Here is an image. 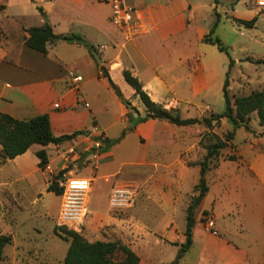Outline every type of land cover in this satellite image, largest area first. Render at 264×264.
I'll list each match as a JSON object with an SVG mask.
<instances>
[{"label":"crops","instance_id":"1","mask_svg":"<svg viewBox=\"0 0 264 264\" xmlns=\"http://www.w3.org/2000/svg\"><path fill=\"white\" fill-rule=\"evenodd\" d=\"M148 1L149 5L146 0H130L147 30L126 40L108 22L110 13L104 17L97 13L101 3L0 0V113L20 121L48 114L55 137L74 136L59 145H34L15 159L6 158L0 144V205L10 218H16V211L31 214L39 210V226L32 225L31 232L25 229L38 219H0V223L8 225L4 231L12 236L15 246L18 241L35 246L36 255L45 264L64 262L70 242L61 246L59 240L63 239L55 232L62 199L49 190L48 174L36 154L46 150L49 162L61 168L67 151L73 149L80 155L89 151L92 140L84 132L96 129L95 134L105 136L109 143L97 170L84 168L78 174L92 180L93 209L79 233L86 240L122 239L127 245L128 236L141 240L144 247L154 237L159 249L169 246L174 254L195 248L194 260L185 264H264V140L250 141L251 154L240 152L242 158L234 161L236 167L223 162L208 175L209 192L195 212L193 245L182 252L186 202L194 197L201 179L196 160L203 127L176 126L161 119L134 125L133 120L144 117L147 108L126 82L124 71L130 70L140 80L153 102L187 115L189 108L200 109L204 98L209 101L207 95L212 89L222 87L223 93L229 62L217 55V46L203 42L213 28H204L199 21L205 5L196 0ZM56 2L68 9L52 15L49 12L40 24L26 23L30 6L38 9L42 3L53 7ZM221 2L214 0L210 6L215 22L220 19L219 25L225 19L236 24L234 19L250 21L257 16L248 8L247 0H234L229 11L221 9ZM46 22L57 35H81L96 51L64 41L50 45L47 54L27 47V30ZM102 67L123 99L103 76ZM126 188L140 189L136 209L112 210V191ZM57 200L60 207L55 217L53 204ZM140 207L145 211L154 208L159 214L143 219L136 214ZM129 211L133 213L122 214ZM204 212L207 215L203 217ZM211 219L217 235L205 230ZM130 248L141 264L142 253ZM151 252L150 256L162 260L161 254Z\"/></svg>","mask_w":264,"mask_h":264},{"label":"trees","instance_id":"2","mask_svg":"<svg viewBox=\"0 0 264 264\" xmlns=\"http://www.w3.org/2000/svg\"><path fill=\"white\" fill-rule=\"evenodd\" d=\"M222 0H215L219 4ZM259 17L256 16L250 21L234 19V21L245 28L252 29L258 22ZM218 18L212 30L207 34L203 42L217 46L220 52L226 53L230 58L229 72L224 84L223 93L226 103L225 111L216 114H211L209 118H188L181 116L179 110L166 109L162 105L157 104L151 100L149 95L145 92L140 80L133 75L130 70L124 71V78L126 82L135 90L136 95L140 98L142 103L147 108V114L144 117H138L133 120V124L144 122L148 119L167 120L176 126H190L201 124L208 129L214 127L213 123H220L222 119H227L234 130L227 133L223 138L217 135L214 137V142L207 147V154L204 160L199 164L201 167V179L195 190L199 192L197 196L192 197L190 204L186 210L187 226L185 231V242L181 245L182 250L187 252L193 245V230L195 226V212L200 206L201 202L209 192L206 176L207 174L219 164L221 153L224 149L233 145L236 135V129L248 127L250 115L257 113L260 122H264V90L254 92L249 96L240 97L234 101L229 96L228 84L229 73L235 61L231 59L227 48L222 44L218 37H215L216 29L219 26ZM29 37L25 39V45L42 54L48 53L50 45L58 41L68 43H77L87 47L90 52L96 51L95 47L88 44L85 39L79 34L57 35L54 33L52 26L45 23L43 26L30 27L27 30ZM3 31L0 27V40ZM250 61V59H247ZM103 76L108 79L110 86L115 90L118 96L123 99V95L118 86L112 81L109 73L102 67ZM88 133V132H84ZM74 138V136L55 137L52 128L50 117L48 114L37 116L29 121H20L14 119L10 115L0 113V144L3 147V154L6 158L15 159L16 157L26 153L32 146L40 145L46 147L50 144L59 145L67 140ZM108 142V141H107ZM109 143V142H108ZM37 157L40 159V166L44 167L49 162V156L46 150L37 152ZM88 153L82 154V157H87ZM230 161H236L237 157H229ZM49 190L56 195H61V189L56 185L49 187ZM56 234L63 240L70 242L69 249L64 259V264H140V257L127 245L120 241L97 242L91 243L86 240L81 234L70 231L64 228H56ZM9 236H0V264H3V252L5 246L10 243Z\"/></svg>","mask_w":264,"mask_h":264},{"label":"rangeland","instance_id":"3","mask_svg":"<svg viewBox=\"0 0 264 264\" xmlns=\"http://www.w3.org/2000/svg\"><path fill=\"white\" fill-rule=\"evenodd\" d=\"M213 1L214 0H196L197 3L205 5L204 12L199 17V21L202 23V26L204 28H212V26H214L216 17L214 12H210V6L212 5ZM233 1L234 0H222L221 9L229 11L232 8ZM146 2L149 5L150 2L148 0H146ZM247 4L248 8L252 11H255V13L259 17L258 22L256 23L254 28H245L244 26H240L237 23L234 24L231 20L225 19L219 25V28L215 33V37H218L221 40L222 44L227 48L231 59L235 61L233 67L230 69L228 77L229 84L227 88L229 96L233 101L237 98L246 97L254 92H260L264 90V8L259 6L258 0H247ZM54 5L52 7L46 4L39 3L38 9L34 6H30L27 10L28 18L26 20V23L33 25L35 24V22L37 23L39 21L40 24V22L45 19L46 15L49 17L50 14L52 15L54 12L57 13L61 9H68L67 5L57 6V2ZM73 7L74 6H71L70 8ZM109 10V6L103 4L101 5V7L97 8V13L104 17L106 15H109ZM108 22L110 23V21ZM217 55L221 58L223 57V59H225L227 62L230 61V58L226 53L222 54L217 50ZM213 59L214 61L216 60V58ZM247 59H250V61H247ZM218 62L220 65V60H218ZM207 98L210 102L204 98L200 109L189 108L188 114L186 115L180 112L181 116L183 118L203 119L211 117V114L213 113L220 114L225 111L226 103L224 93H222V87L212 89L209 95H207ZM249 119L250 120L247 125L248 127L236 129V135L233 141V145L222 151L218 166L213 168L206 176L207 184H209V180L207 178L208 175H211L213 171L217 170L223 162L228 163V166L232 165L231 167H236L234 161H230L229 157H237V160L235 162H238L242 158L240 152L244 155H246V153L251 154V150L250 148H248V144L250 141L264 140V122H260V118L256 112L250 115ZM213 125L214 127L211 130L208 129L205 125H201L204 132L203 137L199 142V153L196 160L197 164H200L204 160V157L207 154V147L215 141L212 135H217L218 137L223 138L227 133H230L234 130L233 125L227 119H222L220 123L214 122ZM188 163L190 164L192 162ZM246 183L247 180H245V177H243L242 184L245 185ZM138 192L140 193V189L138 190ZM193 192V194H195L194 196H197L199 194V192H197L196 190ZM192 197H189V199L187 200L186 208L189 206ZM59 207L60 201L57 200L53 204V213L55 217L57 216ZM136 207L134 209H136ZM92 209L93 199H90L89 213L92 212ZM133 211L122 214L131 215ZM136 212V214L140 215L143 219L152 217V214L154 213L157 215L159 214V212L154 208H149L145 211L143 207H140ZM15 215L16 218L14 216L11 218L8 217L7 213H5L4 211V208L0 205V219H38L37 221H30L26 225L25 229L30 232L32 231V225L39 226V210L36 213L31 214H26L25 212L20 213L16 211ZM205 215H207V212H204L202 214L203 217ZM202 216H200L201 222L202 220H204ZM181 221L184 222L183 219ZM7 228L8 225H6L5 223H0V236H10L4 231L7 230ZM30 235H33V233ZM34 235L35 237H37L35 239H37V241L39 242V237L35 233ZM10 238H12V236H10ZM127 240V245H129L130 247H135L136 252L142 253L143 260L141 264H185L187 261L189 262L190 260H194L195 248L185 254H180L181 252L174 254L172 251L173 249L171 250L169 246H162V249H159L157 240L154 237L150 241H148V244L144 245V247L141 244V240L132 239V237L128 236ZM64 241L65 240H59V243L63 247L65 246ZM118 241L126 244V242H124L122 239H118ZM17 244L18 246H15V242L11 240L10 243L5 246L3 252V264H15V258H17L18 260L16 264H45L43 258L39 255H36L35 246L30 247L24 243H19V241L17 242ZM151 251H156V253L161 254L160 256L162 260H157L153 258V256H150L149 253ZM15 252H17V256H15ZM182 252H184V250ZM58 264H64V262L59 260Z\"/></svg>","mask_w":264,"mask_h":264},{"label":"built area","instance_id":"4","mask_svg":"<svg viewBox=\"0 0 264 264\" xmlns=\"http://www.w3.org/2000/svg\"><path fill=\"white\" fill-rule=\"evenodd\" d=\"M53 1V0H48ZM109 6L110 22L123 33L126 40L144 34L147 28L136 7L130 0H84ZM259 6L264 8V0H258ZM96 130V129H95ZM94 132L85 133L84 136L92 140V146L87 157L76 154L75 150L63 154L61 168H55L48 162L43 170L48 174L49 187L56 185L61 189L62 205L57 220V227L80 233L89 216L90 194L92 180L79 178L78 174L84 168L96 171L103 151L107 148V139ZM77 155V157H75ZM135 188L114 189L110 197V206L114 211L130 210L135 207L138 197ZM208 233L217 235L214 220H208L205 226Z\"/></svg>","mask_w":264,"mask_h":264},{"label":"water","instance_id":"5","mask_svg":"<svg viewBox=\"0 0 264 264\" xmlns=\"http://www.w3.org/2000/svg\"><path fill=\"white\" fill-rule=\"evenodd\" d=\"M94 55H95V57L97 58V60H98V62L99 63H101L102 61H101V59H100V57H99V55H97L96 53H94ZM126 104H127V106H131V104L130 103H128V102H125Z\"/></svg>","mask_w":264,"mask_h":264}]
</instances>
